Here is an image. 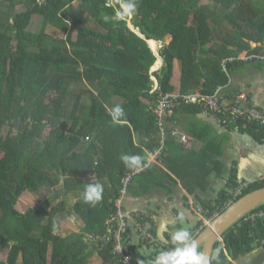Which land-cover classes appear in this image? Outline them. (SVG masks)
Returning a JSON list of instances; mask_svg holds the SVG:
<instances>
[{
  "label": "trees",
  "instance_id": "trees-1",
  "mask_svg": "<svg viewBox=\"0 0 264 264\" xmlns=\"http://www.w3.org/2000/svg\"><path fill=\"white\" fill-rule=\"evenodd\" d=\"M106 3L0 0V264H89L95 255L103 264H122L114 253L120 229L115 202L123 178L137 168L126 167L120 156L139 155L145 166L148 152L162 144L152 76L164 92H175L173 69L179 61L181 94L216 96L229 86L230 71L244 64H230L225 71L222 62L258 53L261 48L253 44H264V0H136L132 23L145 39L129 28L130 16L105 22V14L115 15ZM19 5L26 10L19 12ZM49 28L64 37H53ZM153 40L164 43V67L152 75L157 56L147 41ZM116 105L126 113L120 123H112L109 115ZM202 112L198 105L173 112L175 120L190 117L184 127L195 139L193 148L185 149L167 132L160 157L165 170L137 174L128 196L148 195L153 186L168 189L164 181H174L173 175L195 195L197 189H209L213 173L226 171L224 145L215 141L211 126L198 120ZM240 126L258 131L264 141L258 122ZM240 182L233 169L217 200L201 202L208 220L237 201L229 203V190ZM97 183L104 188L103 199L92 207L83 192ZM263 187L258 181L245 195ZM26 192L41 206L22 214L17 206ZM74 193L79 195L70 204ZM72 216L85 227L63 237L61 221ZM204 229H192L193 238ZM223 240L214 254L220 249L221 264H231L264 248V221L238 222ZM133 249L135 264H148L162 251L146 255L135 244Z\"/></svg>",
  "mask_w": 264,
  "mask_h": 264
},
{
  "label": "crops",
  "instance_id": "crops-1",
  "mask_svg": "<svg viewBox=\"0 0 264 264\" xmlns=\"http://www.w3.org/2000/svg\"><path fill=\"white\" fill-rule=\"evenodd\" d=\"M167 41V44H169L172 41V37H169ZM253 46L259 47L260 44H253ZM242 63L244 64L230 71V84L228 87L222 89L220 96L223 100L229 102L233 101L238 95L245 93L249 97V103L248 105L246 104V108L251 110L250 112L254 117L258 119L264 118V62L249 61ZM163 66V58L157 57L156 67L152 71L161 70ZM181 78L182 65L179 61H176L172 79L175 91H180ZM189 118L188 115H181L175 120L173 113H169L165 118L166 134L169 131L172 132L171 136L176 131L189 134L184 127L189 122ZM197 118L203 124H207L213 128L214 138L217 143H223L224 155L222 161L226 171L221 176L213 173L209 177V189L206 191L197 189L195 195H190L180 182L175 181L176 179L173 175L174 181H164V185L168 189L153 186L148 195L137 198L127 196L124 201V211L128 215H141L143 217V229L138 228V225L134 221L129 220L126 232L133 240L137 251L143 254L152 255L157 249L163 250L171 246L168 242L170 241V233L180 227H184V225L190 231L198 229L202 223V218L198 214V210L203 209L201 202L205 200L215 202L217 200L221 192L227 188L233 169L237 170L240 181H259L264 176V141H262V137L258 131L250 130L247 127L242 129L240 125H238L239 128L237 129L233 126L229 128L218 127L203 113L198 115ZM132 119L133 115L130 114L128 120ZM173 138L175 137L173 136ZM176 140L179 142L177 138ZM165 141L166 138L165 140L162 138L160 148L165 146ZM137 142H139L138 138ZM180 145L182 144L180 143ZM150 153L152 152H148V157ZM149 170H155L159 174L165 168L160 160L152 162ZM78 195L79 193L71 195L72 204L77 200ZM32 199L34 204L32 208L29 205L27 212L31 209H39L41 204L30 192H26L22 196L18 205L20 202H24L26 206L28 201L31 200L30 202L32 203ZM19 212L22 214L27 213L26 211H22L21 208ZM69 221L71 223L67 225L68 227H64ZM61 225L62 229L64 227L63 237L80 233L85 227V223L82 220H78L73 216L64 219V221L62 220ZM78 227L79 231L76 230ZM69 231L72 232L69 233ZM147 235H149V238ZM150 235L153 236L152 239ZM89 264H103V260L99 255H95Z\"/></svg>",
  "mask_w": 264,
  "mask_h": 264
},
{
  "label": "built area",
  "instance_id": "built-area-1",
  "mask_svg": "<svg viewBox=\"0 0 264 264\" xmlns=\"http://www.w3.org/2000/svg\"><path fill=\"white\" fill-rule=\"evenodd\" d=\"M261 48L258 53H242L236 57H231L225 59L222 62V66L225 71H227L230 64L236 62H264V44H260ZM218 91L216 96L203 95L201 92H196L188 95H183L179 91L175 92H164L160 85H156L153 92L159 93V102L156 108V117L158 126L162 132V138L165 140V118L169 113H173L175 110L180 109L184 106L198 105L203 109L205 115H207L213 122L220 125L221 127L228 128L231 125L237 129L240 123L253 124L258 122L260 126H264V118L258 119L253 116L250 112L251 110L246 108V104L249 103V97L247 94L243 93L238 95L233 101H225L220 96ZM173 136L179 140L182 146L191 150L195 144V139L190 134L176 131ZM164 147L157 149L155 152L149 154L145 166L141 170L137 168L133 173L128 174L123 178V186L121 190V196L115 202L117 209V217L120 219V229L117 231L115 236V249L114 253L119 256L122 264H135L134 256V242L131 237L128 236L126 230L128 227L129 220H132L138 225V228L143 229V217L141 215H128L124 211V201L128 196V186L132 179L139 173L149 170L152 162L160 161V157L164 151ZM259 181H264V176ZM258 181H244L240 182L236 187L230 188L229 196L230 201H236L243 197L247 190L252 184ZM199 216H203V209L198 210ZM264 221V210L255 209L244 216L239 222L243 221L245 223H256L258 221ZM149 238V235H147ZM151 238V235H150Z\"/></svg>",
  "mask_w": 264,
  "mask_h": 264
},
{
  "label": "clouds",
  "instance_id": "clouds-1",
  "mask_svg": "<svg viewBox=\"0 0 264 264\" xmlns=\"http://www.w3.org/2000/svg\"><path fill=\"white\" fill-rule=\"evenodd\" d=\"M117 4H119V7H116ZM105 7H112L115 12L114 16L105 14L103 17L105 22H118L119 20H124L128 16L134 14L136 9V0H108V3H106ZM155 43L157 44L156 49H154L152 45L150 47L157 57H161L160 52L164 48V44L158 41H155ZM155 67L156 64L152 69H154ZM163 67L161 68V70H151V74L153 75L155 73H158L159 71L161 73ZM152 80L155 84L154 88L156 86V82H158V84L160 85L156 76H152ZM202 113L204 114V112ZM109 115L111 116L112 123H120L121 118L124 117L126 113L121 106L116 105L113 108L109 109ZM120 160L125 164L126 167L132 169L140 168L142 170L144 167L142 162L143 158L139 155L121 154ZM103 192L104 188L101 184H87L83 192V201L90 206L95 207L102 201ZM219 215H216V217ZM201 218V226L206 229L208 224H210L212 220H208L205 216V213ZM201 226L198 228V232L202 231L203 227ZM161 239H163V237H161ZM168 242L172 246L160 251L154 259H150L148 261V264H213V262H215V264H221L220 249H217L214 255H210L206 251L200 250V248L202 247L199 248L196 238H193L192 232L188 227H180L171 232L170 241ZM220 242L223 243L224 240L222 239ZM138 264H143V261H139Z\"/></svg>",
  "mask_w": 264,
  "mask_h": 264
},
{
  "label": "water",
  "instance_id": "water-1",
  "mask_svg": "<svg viewBox=\"0 0 264 264\" xmlns=\"http://www.w3.org/2000/svg\"><path fill=\"white\" fill-rule=\"evenodd\" d=\"M132 17L128 20L129 28L145 39V37L138 29L135 28L134 24L132 23ZM147 42L151 46V42L155 41ZM156 85H158V82H156ZM214 124L218 127H221L220 125L216 124L215 121ZM263 204L264 187L248 193L241 199L237 200L219 216L213 219L212 222L208 224L204 232H202L196 238L199 248L202 247L203 251L213 255L216 244L223 239L224 234L233 226H235L244 216H246L251 211L258 209ZM244 262L246 264H264V253L261 256L257 254L256 256L247 255L241 257L236 261L235 264H244Z\"/></svg>",
  "mask_w": 264,
  "mask_h": 264
},
{
  "label": "rangeland",
  "instance_id": "rangeland-1",
  "mask_svg": "<svg viewBox=\"0 0 264 264\" xmlns=\"http://www.w3.org/2000/svg\"><path fill=\"white\" fill-rule=\"evenodd\" d=\"M26 10V7L24 6V5H19L18 6V11L19 12H22V11H25ZM132 17V15H130V17H129V19ZM36 23H37V21H35L34 22V24H33V26H31V28H30V30L32 31V32H34L35 30H36ZM48 32L53 36V37H55V38H63L64 36V34L62 33V32H60L59 30H57V29H55V28H49L48 29ZM75 37V39H76V34L74 35ZM169 41H170V39H169ZM168 42V41H167ZM167 42H166V44H167ZM164 44V43H163ZM156 46H157V44H155V47H154V49H156ZM211 47V45L210 46H207V49L208 48H210ZM157 74H160V72H158ZM52 96V95H51ZM54 96H55V94H54ZM35 197V196H34ZM31 201V200H30ZM30 201H28L27 202V205L25 206V204H24V202H20V204L18 205V207H17V209L18 210H20V208H21V210L22 211H26L27 212V209L29 208V205H30V207L32 208V206H33V204H34V201H33V199H32V203L30 202ZM29 203V204H28ZM70 204H72V201H70ZM25 207V208H24ZM24 209V210H23ZM64 221V220H63ZM71 222L69 221V222H67L65 225H64V227H68L67 225L68 224H70ZM72 225H74V224H72ZM64 227H63V229H64ZM184 227H187L186 225H184ZM63 229H62V231H61V234H64L63 233ZM76 230H80L79 229V227H78V229H76ZM72 231H69V233H71ZM66 234H68L67 232H66ZM253 255H257V253H253V254H251V255H249V256H253ZM262 255V253L261 254H259V256H261ZM2 260H6L7 259V253H4L3 255H2ZM244 264H246L245 262H244Z\"/></svg>",
  "mask_w": 264,
  "mask_h": 264
},
{
  "label": "flooded vegetation",
  "instance_id": "flooded-vegetation-1",
  "mask_svg": "<svg viewBox=\"0 0 264 264\" xmlns=\"http://www.w3.org/2000/svg\"><path fill=\"white\" fill-rule=\"evenodd\" d=\"M256 252H257L258 255L261 254V253L263 254V253H264V248H258V249H257L256 251H254L253 253H256ZM253 253H252V254H253ZM249 255H251V254H249ZM246 256H247V255H246ZM243 257H244V256H243ZM236 261H237V260H232V261H231V264H235Z\"/></svg>",
  "mask_w": 264,
  "mask_h": 264
},
{
  "label": "bare ground",
  "instance_id": "bare-ground-1",
  "mask_svg": "<svg viewBox=\"0 0 264 264\" xmlns=\"http://www.w3.org/2000/svg\"><path fill=\"white\" fill-rule=\"evenodd\" d=\"M155 44H156L155 42H151V45H152L153 47H155Z\"/></svg>",
  "mask_w": 264,
  "mask_h": 264
}]
</instances>
